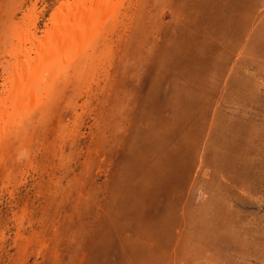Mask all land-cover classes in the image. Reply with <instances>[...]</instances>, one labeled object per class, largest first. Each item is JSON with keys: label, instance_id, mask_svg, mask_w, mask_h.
<instances>
[{"label": "rangeland", "instance_id": "rangeland-1", "mask_svg": "<svg viewBox=\"0 0 264 264\" xmlns=\"http://www.w3.org/2000/svg\"><path fill=\"white\" fill-rule=\"evenodd\" d=\"M59 1L0 0L1 92L8 28L30 14L40 35ZM254 2L232 17L249 9L264 40ZM229 6L126 0L88 53L94 81L0 137V264H264V71L223 97Z\"/></svg>", "mask_w": 264, "mask_h": 264}, {"label": "bare ground", "instance_id": "bare-ground-1", "mask_svg": "<svg viewBox=\"0 0 264 264\" xmlns=\"http://www.w3.org/2000/svg\"><path fill=\"white\" fill-rule=\"evenodd\" d=\"M59 2L58 11L40 35L33 31L36 19L31 20L30 14L26 18L31 21L30 26L27 24L25 28H20L13 22L10 29L7 27L8 32L11 30L9 34L11 44L4 55L13 57L14 62L2 67L5 77L1 84L3 91H0L1 138L9 134L12 129L16 132H26L34 117L40 123L45 121L54 111L60 89L64 90L66 87L68 90L71 85L73 90H77L84 80L94 81V74L89 75L92 67L90 61H94L93 66L96 70L100 57L94 55L90 58L88 53H93L95 48L98 49V41L104 37L107 24L119 19L126 0H61ZM21 57L23 59L20 62L18 59ZM86 72L88 75H85Z\"/></svg>", "mask_w": 264, "mask_h": 264}, {"label": "crops", "instance_id": "crops-1", "mask_svg": "<svg viewBox=\"0 0 264 264\" xmlns=\"http://www.w3.org/2000/svg\"><path fill=\"white\" fill-rule=\"evenodd\" d=\"M237 0H225V4H227V2H229V8L227 9L229 12V16H228V12L226 11V14H224V18L226 21H230V20H234V22L237 21V27L239 28V30L241 29L242 31V35L239 36V34H236L235 37L231 38L230 40L226 43V41H224V43H222L223 45H227L228 48H226L225 50L228 52L226 55V57H228V59H225V62L231 61L232 65L231 67L233 68L232 71L227 74L226 76L224 74H221V79L219 80L222 83V86L224 88V92H222L223 94H225L223 97L228 101H232V102H238V96L236 95L237 93H239L242 88L251 90L252 89V83L253 86L255 83V81H253L252 77L256 78L258 77L257 74L254 75V73L252 74V77L250 76V72L251 71H264L263 66H261V62L264 63L263 60L264 59V40L261 39V37H258L256 32H254L253 34L251 33V31H249L248 29H250V21H251V11L249 9H247V13H245V10H242V14H238L234 19L232 17V5L237 4L236 3ZM255 0H242L243 4H251V3H255ZM238 4L239 1H238ZM223 5V4H222ZM222 7V6H221ZM235 8V6H234ZM238 8V7H236ZM235 8V9H236ZM241 15V16H239ZM241 18H245L242 20H239ZM224 20V19H223ZM247 20V22H246ZM259 25H256L257 31L261 30L262 28H264V15L263 18L261 19V21L258 23ZM245 29L247 30V32H244ZM221 45V46H223ZM225 47V46H224ZM243 52L241 57H236V53L238 52V50H240ZM232 58H230V57ZM230 58V59H229ZM224 60V59H223ZM256 63V65H255ZM259 65V66H257ZM246 71H248V73H245ZM264 73V72H263ZM218 79V78H217ZM213 91V90H209L208 92ZM231 98H228V97ZM237 101H234L236 100ZM173 187V184H171ZM187 187H185L186 189ZM173 198V196H172ZM171 198V199H172Z\"/></svg>", "mask_w": 264, "mask_h": 264}]
</instances>
